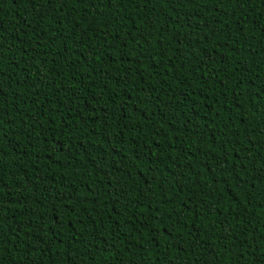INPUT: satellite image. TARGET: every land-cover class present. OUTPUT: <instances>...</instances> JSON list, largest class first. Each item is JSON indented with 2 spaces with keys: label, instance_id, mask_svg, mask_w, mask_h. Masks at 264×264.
Returning <instances> with one entry per match:
<instances>
[{
  "label": "trees",
  "instance_id": "16d2710c",
  "mask_svg": "<svg viewBox=\"0 0 264 264\" xmlns=\"http://www.w3.org/2000/svg\"><path fill=\"white\" fill-rule=\"evenodd\" d=\"M0 264H264V0H0Z\"/></svg>",
  "mask_w": 264,
  "mask_h": 264
},
{
  "label": "snow or ice",
  "instance_id": "6c2138e0",
  "mask_svg": "<svg viewBox=\"0 0 264 264\" xmlns=\"http://www.w3.org/2000/svg\"><path fill=\"white\" fill-rule=\"evenodd\" d=\"M111 3V0H109V4Z\"/></svg>",
  "mask_w": 264,
  "mask_h": 264
}]
</instances>
